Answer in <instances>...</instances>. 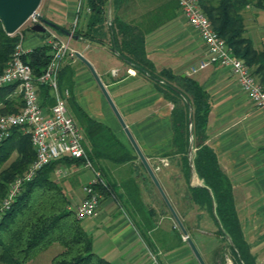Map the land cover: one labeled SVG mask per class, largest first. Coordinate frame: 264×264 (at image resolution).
<instances>
[{
    "label": "crops",
    "instance_id": "1",
    "mask_svg": "<svg viewBox=\"0 0 264 264\" xmlns=\"http://www.w3.org/2000/svg\"><path fill=\"white\" fill-rule=\"evenodd\" d=\"M87 14L85 0H47L41 17L72 31L85 29ZM115 16L147 31L145 52L157 71L191 77L208 94L211 110L206 144L230 182L250 252L257 264H264V112L242 92L228 68L211 65L189 74L190 67L205 57L206 47L175 0H118L107 8V20ZM25 33L23 47L28 52L46 43L47 37ZM252 36L255 46L261 48L264 31H253ZM60 37L93 67L204 264H238L229 243L218 234L222 227L215 207L210 212L195 205L189 196V187H205L194 168L193 144L194 151L189 155L188 150L187 160L170 154L173 104L155 89L147 75L125 63L109 42L92 43L63 34ZM63 65L74 70L72 85L66 88L67 106L83 133L84 147L90 149L83 115L106 126L133 157L117 165L94 156L91 168L81 160L60 163L53 174L74 209L84 196V185L101 179L113 186L114 194L101 198L96 215L81 221L95 255L111 264H200L88 67L76 56H67ZM11 96H20L18 87ZM50 106L42 107L47 110ZM130 180L139 188L142 209H135L131 202V190L125 187ZM53 246L56 254L62 250L55 244L49 248Z\"/></svg>",
    "mask_w": 264,
    "mask_h": 264
},
{
    "label": "trees",
    "instance_id": "2",
    "mask_svg": "<svg viewBox=\"0 0 264 264\" xmlns=\"http://www.w3.org/2000/svg\"><path fill=\"white\" fill-rule=\"evenodd\" d=\"M111 2L115 6L118 0ZM108 3L109 0H85L88 10L85 29L75 28L73 35L92 43L109 42L110 48L125 63L147 75L155 89L173 104V148L170 154L182 155L184 160H187L190 145L189 119H192V144L195 148L193 164L205 187H189L191 201L210 212L215 207V214L222 227L218 234L230 238L233 247H229L237 257L238 264H257L241 231L230 182L221 170L216 155L206 144V127L211 110L208 94L191 77L174 75L170 70L157 71L145 52L147 31L138 25L124 22L118 16L108 22ZM199 6L232 53L242 59L264 85V44L261 48L255 46L248 36L242 14L250 7L264 10V0H199ZM56 26L65 30L62 26ZM48 29L62 35L54 28ZM26 30L34 32L32 26ZM37 34L48 37L47 31ZM19 40L18 36L7 35L0 22V73ZM51 57L52 49L45 43L25 54L23 60L31 67L33 74L39 76ZM73 76V68L62 62L58 72L59 88L70 89ZM16 89V84L0 88V116L17 113L23 106L21 95L11 96ZM39 92L42 106L53 104L47 86H39ZM83 118L84 133L90 146L89 150H85L91 165L94 156L112 160L117 165L133 159L106 126L85 115ZM35 157L30 138L23 128H14L7 137L0 139V204L11 183L27 172ZM72 162L77 160L62 158L52 161L22 185L20 193L0 219V264H27L53 244H58L62 250L52 257L49 264H111L95 255L91 237L76 218L75 209L63 187L53 177L58 164ZM94 187L102 197L114 194L113 186L108 181H97ZM125 187L131 190V202L135 209H142L135 181L125 182Z\"/></svg>",
    "mask_w": 264,
    "mask_h": 264
},
{
    "label": "built area",
    "instance_id": "3",
    "mask_svg": "<svg viewBox=\"0 0 264 264\" xmlns=\"http://www.w3.org/2000/svg\"><path fill=\"white\" fill-rule=\"evenodd\" d=\"M175 1L188 25L206 47L205 57L190 67L189 74H196L211 65L228 68L242 92L264 112V86L214 30L200 9L199 0ZM80 7L79 3L77 12ZM29 20L33 26L38 22V16L32 15L27 21ZM46 31L48 32L46 43L52 49V57L39 76H35L31 67L23 60L28 51L23 47L22 38L16 43L10 60L0 73V88L16 84L23 103L17 113L0 116V139L7 137L14 128L21 127L29 136L36 155L27 172L9 186L7 195L0 204V219L20 193L22 185L33 179L36 173L50 162L62 158L84 160L85 165L91 168L84 147L83 133L68 111L69 90L61 91L58 84V72L62 62L67 56L75 57L77 51L71 49L52 30L47 28ZM71 33L73 34V30ZM112 73L115 74V71ZM41 85L48 87L54 100L47 110L41 106L37 93V88ZM97 181L101 179H96L83 187L84 196L75 208L76 218L80 221L94 217L98 211L102 196L95 190L94 184ZM187 237L183 235L182 238L187 241Z\"/></svg>",
    "mask_w": 264,
    "mask_h": 264
},
{
    "label": "water",
    "instance_id": "4",
    "mask_svg": "<svg viewBox=\"0 0 264 264\" xmlns=\"http://www.w3.org/2000/svg\"><path fill=\"white\" fill-rule=\"evenodd\" d=\"M41 3V0H0V22L2 24V28L4 32L7 35H13L15 34L21 26L32 16V15H37V9ZM111 7V0H109L108 3V10ZM38 16V22L32 26V30L37 33H44L48 28H54L55 30L61 32L63 35L68 36L73 39H77L78 37L73 35L71 32L63 30L59 27H57L55 24L43 19L41 16ZM75 56L80 59L90 70L92 73L93 77L95 78L98 86L100 87L101 91L103 92L104 96L106 97L110 107L112 108L114 114L116 115L121 127L123 128L126 136L128 137L130 143L132 144L137 156L139 157L141 163L143 164L145 170L147 171L149 177L153 181L154 185L160 192L162 198L164 199L168 209L170 210L177 226L183 233V235L187 236V232L183 228L178 216L176 215L175 211L173 210L171 204L169 203L165 193L163 192L161 186L159 185V182L157 181L155 174L147 161L145 160L143 154L139 150L137 144L135 143L134 139L132 138L129 130L127 129L125 123L123 122L122 118L118 114L115 106L113 105L112 101L110 100L109 96L107 95L100 79L98 78L97 74L95 73L93 67L91 64L79 53L76 52ZM189 134H190V146H189V155L192 153V119H189ZM192 161V159H191ZM193 170V167H192ZM227 242L231 247H233V243L230 240V238L225 235L224 236ZM188 244L190 245L195 257L198 259L200 264H204L201 256L199 255L197 249L193 245L192 241L187 237Z\"/></svg>",
    "mask_w": 264,
    "mask_h": 264
},
{
    "label": "rangeland",
    "instance_id": "5",
    "mask_svg": "<svg viewBox=\"0 0 264 264\" xmlns=\"http://www.w3.org/2000/svg\"><path fill=\"white\" fill-rule=\"evenodd\" d=\"M46 1L47 0H41V3L36 12L37 15L42 16L44 7L46 5ZM242 14L244 17V23L248 29V36L250 38H253L252 36L253 31H259L260 33L264 31V10L255 9V8L250 7L249 9L248 8L245 9ZM30 26H31V21L29 20L25 22L21 26V28L13 35L18 36L20 39L22 38L24 40L25 35H26L25 31H27L26 29ZM19 33H21L22 36H20ZM262 43L264 44V39L262 40ZM55 245H57V247H59V250H61V246H59L58 244H55ZM54 250H55V246L48 248L47 250L40 253L36 257V259H34L33 262H31L30 264H46V263L48 264L50 259L56 254Z\"/></svg>",
    "mask_w": 264,
    "mask_h": 264
}]
</instances>
